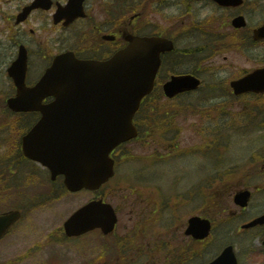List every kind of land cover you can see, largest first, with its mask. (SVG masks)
Returning a JSON list of instances; mask_svg holds the SVG:
<instances>
[{"label":"rangeland","instance_id":"obj_1","mask_svg":"<svg viewBox=\"0 0 264 264\" xmlns=\"http://www.w3.org/2000/svg\"><path fill=\"white\" fill-rule=\"evenodd\" d=\"M32 1L0 0V212L20 207L25 213L11 235L0 244V264H98L103 262L108 250L98 236L69 240L63 233L64 221L92 199L93 193H62L59 190L60 184L48 185L41 181V178L48 176L42 167L35 164L32 167L29 162L22 163L13 154L18 142V123L21 121L4 105L6 98L13 92L7 68L15 59L21 43L27 47L32 44L34 49L38 47L35 42L39 43L49 53L47 61L51 55L64 48H60V44L49 45L51 39L57 41L56 32H60V29L54 28L55 33L51 28L39 30L52 25L51 12L54 9L44 13L36 11L24 24L16 25L17 14ZM55 1L63 5L67 2ZM240 12L245 15L248 27L239 34L242 37L239 44L231 39L235 33L229 26H222L220 21H212V24L205 26L210 32L208 34L194 24L195 20L205 21L209 16L216 17L214 9L196 7L186 12L183 7H163L152 10L144 18V27L136 26L140 33L149 30L167 32V35L175 39L179 52L214 40L205 45L204 51L185 55L175 64L169 59L162 72V77L173 72H196L203 81L199 91L176 100L180 106L179 111L176 110L178 115L173 130L165 138H161L157 132L154 137L142 138L129 144L119 157L116 184L123 187L144 186L140 188L144 189V193L153 195L162 203L165 216L162 222L168 228V234L164 237L174 238L172 245L168 244L172 249L187 241L184 235L186 226L183 224H187L192 215L212 216L216 207L214 203L223 200V191L220 190L225 185L229 191L249 185L254 194L250 207L244 212H240L228 199L227 207L234 213L236 228L264 212V120L261 116L264 113V98L247 95L239 103H234L232 92L227 88L231 80L264 66V42L246 39L252 28L264 23V0H246ZM231 13L226 12L227 17ZM77 25L82 26L83 23ZM31 30H35V34ZM76 33L69 31L66 36L75 41ZM221 36H226L224 45V41L219 39ZM247 41L249 43L246 45ZM34 60L32 58V63ZM43 65H33L31 79L38 76ZM161 104L166 109H174L172 103L166 100H162ZM191 106L213 108H209L211 112L206 117L204 114L190 112ZM215 132L224 138L223 145L219 147L222 150H210L204 154L208 147L203 146L206 141L214 150ZM162 140L164 143L161 146ZM19 167L22 176L14 183L15 176L11 171L15 168L14 172L18 176ZM136 180H143L144 184ZM14 184L18 186L15 188ZM106 193H110L109 189ZM206 198L210 199H207V204L212 202V210L208 213L207 204L204 203ZM123 200L120 196L108 198L113 205L120 207L125 206ZM169 215H173V218ZM176 215L179 218L175 219ZM121 216L123 224H128L129 216L124 209ZM221 224V221H216L212 236L205 243L196 245L200 250L199 263L212 260L226 245L233 244L239 264H264V247L255 238L258 230L251 231L253 236H236L222 229ZM235 227L233 224L229 230ZM156 228L160 229L158 222L152 226V229ZM127 230L123 228L121 232ZM186 244L188 242L183 245ZM144 264H158L154 258L146 255V250Z\"/></svg>","mask_w":264,"mask_h":264},{"label":"water","instance_id":"obj_2","mask_svg":"<svg viewBox=\"0 0 264 264\" xmlns=\"http://www.w3.org/2000/svg\"><path fill=\"white\" fill-rule=\"evenodd\" d=\"M224 5H239L242 0H218ZM80 0H71L59 10L55 22L66 17L68 22L82 15ZM48 0H36L26 7L18 22L27 18L36 8L48 9ZM238 28L245 26L244 18L234 20ZM255 39H264V26L254 31ZM127 48L106 62L80 61L66 54L55 59L40 84L27 88V53L21 48L18 59L9 69L17 86V96L8 104L15 111L39 110L43 113L40 123L23 141L26 156L41 161L52 171L53 178L65 176V184L71 192L82 189L98 190L114 175V161L110 153L121 143L137 136L133 117L142 98L154 87L160 67L162 52L171 51V41L156 37L129 38ZM201 81L192 75L174 76L165 84L167 96L195 90ZM235 94L264 92V68L232 83ZM55 96L49 106L40 102L46 96ZM46 143L44 146L40 143ZM249 191L235 196L236 204L245 207ZM20 218V212L10 211L0 215V238ZM117 217L110 204L102 200L91 201L77 210L65 223L68 236H80L101 228L105 234L114 230ZM187 234L196 239L206 238L211 230L207 219H190ZM264 224L261 216L245 227ZM209 264H237L232 246Z\"/></svg>","mask_w":264,"mask_h":264},{"label":"flooded vegetation","instance_id":"obj_3","mask_svg":"<svg viewBox=\"0 0 264 264\" xmlns=\"http://www.w3.org/2000/svg\"><path fill=\"white\" fill-rule=\"evenodd\" d=\"M244 5L240 7H222L214 0H84L85 18H80L69 26H64L63 23L58 25L52 23L51 26L40 28L39 30L43 31L51 28L53 33H55L54 28L61 30L60 32H56L57 36L55 38L57 41H54L53 38L49 45L51 43L60 44V48H64L51 55L48 60H53L55 55L64 51H71L81 59L107 60L111 58L118 49L125 45L126 36L134 29V26L143 25L144 27V12L146 13L149 9L159 10V8L163 7H183L186 12L196 7L200 9H214V11L217 12L216 17L209 16L205 19V22H212L214 19L222 22V26H230L233 18L242 14L240 10ZM122 11H134L135 13H141V16L138 17L135 16V14H131L126 18L120 16ZM229 11L232 13L230 17H227L226 12ZM42 12L44 13L45 11ZM133 15L135 16L134 18ZM51 18L53 21L52 12ZM138 21H140L139 24L137 23ZM78 23H83V25L78 26ZM69 31L77 32L75 41L66 36V33ZM31 33L35 34V30H31ZM32 46V44H28L27 47L30 58H35L37 63L46 61V57L49 53L40 47L37 42H35V46L38 47L34 49ZM49 47L52 48L51 46ZM40 78L41 77L33 79V81L29 80L28 84L33 86ZM50 101L51 100H45V103H50ZM39 119V113L33 114L31 127L34 126ZM60 180L61 179L58 178L57 181ZM141 183L144 184V181ZM140 188H144V186L130 185L123 187L118 183L114 187V197L119 198L120 196L124 199L123 202L125 206H115L119 220L116 232L111 239V244L116 248L124 245L126 251L124 252V258H121V255H119V259L112 260L111 264H144V216L156 217L159 221L164 217V207L162 203L153 195L151 196L149 193H144V189L141 190ZM122 209H124L126 215L129 216V223L125 225L122 222ZM123 228L128 229L127 232L122 233L121 231ZM252 230L259 231V233L256 232L255 234L257 240L260 241L264 238V226H258ZM10 235L3 238L1 243ZM165 255L164 247H159L160 264H191L195 252L194 249L190 248L187 252H180L178 248L172 254L173 258L167 263L165 261Z\"/></svg>","mask_w":264,"mask_h":264},{"label":"trees","instance_id":"obj_4","mask_svg":"<svg viewBox=\"0 0 264 264\" xmlns=\"http://www.w3.org/2000/svg\"><path fill=\"white\" fill-rule=\"evenodd\" d=\"M149 101V100H147ZM145 102L144 104V116H152L154 117V120L151 121V122H144V125L148 126L150 124L154 125L155 127L157 128H161L162 129V133H166L165 131L167 130L165 127H163L164 125L167 124L168 120L167 118L168 117H175L176 115H178L176 113V110L179 111V108L178 106H174V109H164L162 110L161 107H157V106H152V104H150V102ZM206 109H200L198 108V106L196 107H193L191 106L190 108V112L192 113H195V114H200V113H206L208 112L207 110L205 111ZM168 116V117H166ZM147 128L145 127V130H144V135L147 133ZM103 244L106 245V249L107 250V253H108V256L107 254L105 256H107V258L113 254V251L111 250V247L110 245L107 243V242H103Z\"/></svg>","mask_w":264,"mask_h":264}]
</instances>
